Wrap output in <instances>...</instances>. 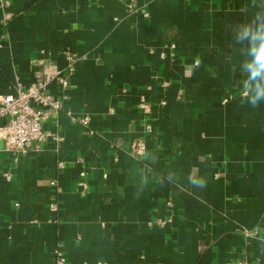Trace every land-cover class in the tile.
I'll return each mask as SVG.
<instances>
[{
    "label": "crops",
    "instance_id": "1",
    "mask_svg": "<svg viewBox=\"0 0 264 264\" xmlns=\"http://www.w3.org/2000/svg\"><path fill=\"white\" fill-rule=\"evenodd\" d=\"M4 1L0 94L62 105L0 139V264H264V0Z\"/></svg>",
    "mask_w": 264,
    "mask_h": 264
},
{
    "label": "built area",
    "instance_id": "2",
    "mask_svg": "<svg viewBox=\"0 0 264 264\" xmlns=\"http://www.w3.org/2000/svg\"><path fill=\"white\" fill-rule=\"evenodd\" d=\"M6 2L0 0V3ZM130 7V4L127 3ZM8 17L9 14H6ZM173 45H171V48ZM64 57L67 60L63 71L55 72L56 79L62 87L69 85L70 78L75 70L74 63L76 55L73 52L65 51ZM48 78L43 77L41 72L35 73V79L29 85H18L14 94H0V139H3L6 147L26 151L33 143L41 142L46 137L51 136L54 139L61 140L60 136H54L42 127L41 118H43L47 110L58 111L62 102L59 98L53 97L47 90ZM164 103V101H161ZM142 113L151 112V103L141 99L138 103ZM82 123L88 121L87 116L80 117ZM147 131L151 130L149 123H146ZM146 143L143 138L134 139L131 151L141 156L145 153ZM83 185V184H82ZM51 209H55V205H51ZM59 259L56 264H64V257L60 252ZM86 264V263H85ZM91 264V263H87ZM253 264V263H246Z\"/></svg>",
    "mask_w": 264,
    "mask_h": 264
},
{
    "label": "clouds",
    "instance_id": "3",
    "mask_svg": "<svg viewBox=\"0 0 264 264\" xmlns=\"http://www.w3.org/2000/svg\"><path fill=\"white\" fill-rule=\"evenodd\" d=\"M261 59L264 60V56H262ZM196 63L199 64V60H197ZM253 103H255V100H253ZM189 183L194 187L206 186V180L204 178L199 177L196 173L190 175Z\"/></svg>",
    "mask_w": 264,
    "mask_h": 264
}]
</instances>
